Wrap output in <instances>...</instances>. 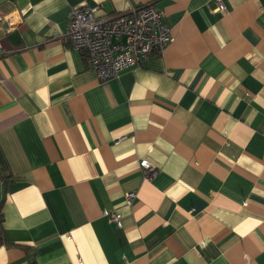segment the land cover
<instances>
[{
	"label": "crops",
	"instance_id": "1",
	"mask_svg": "<svg viewBox=\"0 0 264 264\" xmlns=\"http://www.w3.org/2000/svg\"><path fill=\"white\" fill-rule=\"evenodd\" d=\"M222 3L0 0V264H264V0ZM81 4L173 40L102 82Z\"/></svg>",
	"mask_w": 264,
	"mask_h": 264
},
{
	"label": "built area",
	"instance_id": "2",
	"mask_svg": "<svg viewBox=\"0 0 264 264\" xmlns=\"http://www.w3.org/2000/svg\"><path fill=\"white\" fill-rule=\"evenodd\" d=\"M217 11L226 10L222 0H216ZM99 7L87 4L74 6L69 13L71 46L83 52L88 66L98 79L106 82L123 71L139 66L156 52H161L173 40L172 31L165 26L163 14L154 5L145 4L117 16L97 17ZM140 167L150 178L156 174L148 160ZM136 194L126 195L132 202ZM112 221L122 226L121 214L111 215Z\"/></svg>",
	"mask_w": 264,
	"mask_h": 264
},
{
	"label": "trees",
	"instance_id": "3",
	"mask_svg": "<svg viewBox=\"0 0 264 264\" xmlns=\"http://www.w3.org/2000/svg\"><path fill=\"white\" fill-rule=\"evenodd\" d=\"M1 219V218H0ZM3 234H4V232H3V228H2V221L0 220V238H2L3 237ZM33 264V263H32Z\"/></svg>",
	"mask_w": 264,
	"mask_h": 264
}]
</instances>
